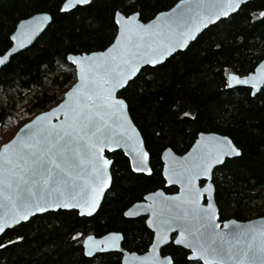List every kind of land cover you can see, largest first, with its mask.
<instances>
[{
	"label": "snow or ice",
	"instance_id": "snow-or-ice-1",
	"mask_svg": "<svg viewBox=\"0 0 264 264\" xmlns=\"http://www.w3.org/2000/svg\"><path fill=\"white\" fill-rule=\"evenodd\" d=\"M92 3L66 0L59 11L68 13ZM245 3L181 0L170 12H160L145 22L143 10H136L133 0L113 12V34L102 50L77 52L73 48L65 54L61 67L73 83L65 84L67 90L50 111L24 123L0 148V234L49 212L98 219L97 210L112 185L109 169L114 161L106 152H123L133 172L151 177L150 152L130 115L137 89L142 83H154L153 76L165 61L196 39L201 28L227 19ZM52 20L44 14L21 22L9 37L13 46L0 58V66H6ZM223 76L224 89L244 86L253 97L264 95V63L247 74L234 70ZM56 97L55 92L45 93L38 104L56 101ZM188 116L180 107L172 112V123L182 124ZM162 156L164 180L169 186L179 185L180 192L175 196L151 192L123 213L128 218H143L151 230L147 255L125 257L122 243L128 240L118 231L100 238L74 236L83 254L94 259L118 254L120 264H177L175 255L168 254L175 246L184 252L183 264H264V224L233 221L221 226L220 210L214 203L216 173L243 158L237 144L227 135L200 132L186 154L178 156L166 147ZM7 246L0 243V248Z\"/></svg>",
	"mask_w": 264,
	"mask_h": 264
},
{
	"label": "trees",
	"instance_id": "trees-1",
	"mask_svg": "<svg viewBox=\"0 0 264 264\" xmlns=\"http://www.w3.org/2000/svg\"><path fill=\"white\" fill-rule=\"evenodd\" d=\"M65 1L0 0V56L11 48L9 37L21 21L39 13L53 17L39 40L0 71V115L4 116L0 131L12 119H33L54 107L67 90L65 84L73 83L61 67L62 57L73 48L77 52L102 50L113 34V12L133 3L93 0L91 5L61 13ZM180 1L135 0V5L136 10H143L147 22ZM262 11L264 0L246 4L236 15L204 32L186 52L165 62L153 76L154 83H142L137 89L130 114L150 152L151 177L133 173L122 152L107 154L114 161L113 185L98 219L64 211L37 216L0 238V243L8 245L0 248V264H120L122 257L118 254L86 258L80 240L73 239L78 235L81 239L84 235L100 238L114 231L128 240L124 249L145 253L151 231L143 218L129 220L123 213L147 193L178 191L166 188L162 153L171 147L178 155L186 154L200 132L227 135L243 153L242 159L236 158L216 173L221 221L247 222L264 217V95L253 97L245 88H223L224 72L247 74L264 60ZM54 92L56 101L38 104V98ZM180 107L189 116L182 124L172 123V112ZM168 254L175 255L177 264H183V251L174 246Z\"/></svg>",
	"mask_w": 264,
	"mask_h": 264
},
{
	"label": "water",
	"instance_id": "water-1",
	"mask_svg": "<svg viewBox=\"0 0 264 264\" xmlns=\"http://www.w3.org/2000/svg\"><path fill=\"white\" fill-rule=\"evenodd\" d=\"M254 1H256V0H246V3L244 4V5H242L241 6V9H242V7L243 6H245L246 4H249V3H251V2H254ZM66 2V1H65ZM179 3H181V1L180 2H178L177 4H179ZM176 4V5H177ZM176 5L174 6V7H172L170 10H168V11H166V12H170L173 8H175L176 7ZM85 6H87V5H85ZM80 7H82V6H80ZM76 8H74V9H72L71 11H73V10H75ZM240 9V10H241ZM240 10H238V12L240 11ZM70 11V12H71ZM238 12H236V13H233L230 17H232V16H234V15H236ZM61 13H63V12H61ZM69 13V12H68ZM44 14H48V15H50V16H52L51 14H49V13H39V14H36V15H44ZM36 15H34V16H36ZM33 17V16H32ZM32 17H30V18H28V19H26V20H29V19H31ZM230 17H228L227 19H229ZM262 19H264V17H261ZM227 19H222L221 21H224V20H227ZM23 21H25V20H23ZM23 21H21V22H23ZM221 21H217V22H215V23H213V24H209L206 28H201L200 29V31L199 32H197L196 33V39H194V40H191V41H189L188 42V44H187V46L185 47V48H183L182 50H177L176 52H174V54H173V56H175L176 54H179V53H181V52H186L187 50H188V48L196 41V40H198L199 39V37L204 33V32H206L207 30H209L211 27H213V26H215V25H217L218 23H220ZM20 22V23H21ZM52 22H53V20L51 21V22H49L48 24H46L45 26H44V29H43V31H41V32H39V34L37 35V36H35L34 37V39L32 40V42L31 43H29V44H27V46L25 47V48H23V49H20L19 50V52L18 53H16V54H14V56L13 57H15V56H17V55H19L20 53H22V52H25V51H27V50H29L38 40H39V38L46 32V30L51 26V24H52ZM19 23V24H20ZM19 24L17 25V27H16V30H15V32L13 33V34H15L16 32H17V30H18V27H19ZM12 34V35H13ZM13 46V45H12ZM12 46H11V48H12ZM11 48L4 54V55H2V56H0V58H2L3 56H5V55H8L10 52H11ZM172 56V57H173ZM12 57V58H13ZM172 57H169L168 58V60L169 59H171ZM12 58H11V60H12ZM11 60H10V62H11ZM167 60V61H168ZM167 61H165V62H167ZM10 62L9 63H7L6 64V66H8L9 64H10ZM261 63H264V60L261 62ZM6 66H0V71L1 70H3ZM237 88H245L244 86H238ZM237 88H235V89H237ZM245 89H247V88H245ZM259 95V93L257 94V96ZM256 97V96H255ZM51 110V109H50ZM50 110H48V111H50ZM41 114H43V113H41ZM41 114H39V115H41ZM131 115V114H130ZM35 119V117L32 119V120H34ZM31 120V121H32ZM30 121V122H31ZM53 122H55V121H53ZM133 123L135 124V122H134V120H133ZM136 125V124H135ZM136 127H137V125H136ZM137 129H138V131L141 133V131L139 130V128L137 127ZM206 135L207 134H216V133H205ZM141 136L143 137V135H142V133H141ZM144 139V138H143ZM3 147V146H2ZM191 150V149H190ZM189 150V151H190ZM118 152H120V151H118ZM117 152V153H118ZM174 152V151H173ZM123 153V152H122ZM175 153V152H174ZM107 154H111V153H105V155L107 156ZM176 154V153H175ZM111 155H113V154H111ZM125 155V154H124ZM176 155H178V154H176ZM179 156V155H178ZM125 157L129 160V157H127L126 155H125ZM107 158H109L108 156H107ZM110 159V158H109ZM161 159H162V163L164 164V159H163V156L161 157ZM112 160V159H111ZM150 166L152 167V165H151V156H150ZM109 171H110V173H111V175H112V168H110L109 169ZM133 173H135V174H138V175H143V174H140V173H136V172H133ZM164 178V177H163ZM199 183V182H198ZM112 185H113V175H112ZM112 185L108 188V189H106V191H105V195H104V199H102V201H101V207H102V205H103V203H104V201H105V199H106V197H107V195L109 194V192L111 191V188H112ZM172 187H175V188H177V192L176 193H174V194H168V193H166V191L165 190H163V189H160V190H157V191H163L164 193H165V195L166 196H175V195H177L179 192H180V188H179V185H171V186H169L167 183H166V188H172ZM148 195V194H147ZM143 202V201H142ZM202 203H204V200L202 199V201H201ZM137 203H141V202H137ZM137 203H135V204H137ZM214 203H216V205L218 206V204H217V201H216V197H215V200H214ZM133 206V205H132ZM131 206V207H132ZM101 207H100V209H101ZM130 207V208H131ZM129 208V209H130ZM219 208V207H218ZM100 209H98L97 210V214H98V212L100 211ZM128 209V210H129ZM127 210V211H128ZM0 211H2V210H0ZM49 213H53V212H49ZM46 214H48V213H44V214H37L36 216H33V217H31L30 218V220H32L33 218H35V217H37V216H43V215H46ZM96 214V215H97ZM81 218H84V217H81ZM88 218H92V217H88ZM126 219H129V220H135V219H139V218H141V217H135V218H128V217H125ZM29 220V221H30ZM29 221H27V222H22L20 225H22V224H25V223H28ZM233 221H235L237 224H239V225H248V224H250V223H255V224H257V225H261V224H264V217H262V218H258V219H253V220H250V221H247V222H239V221H237V220H234V219H231V220H228V221H225V222H222V225L221 226H223V223H229V224H231ZM20 225H17V226H15V228H17V227H19ZM14 228V229H15ZM8 230H13V229H7L6 230V232L8 231ZM150 230V229H149ZM151 231V230H150ZM227 231V230H226ZM5 232V233H6ZM4 234H0V238L3 236ZM122 247H123V243H122ZM124 249V248H123ZM130 254H131V252H129V251H127V250H125L124 249V256L125 257H127L129 260L131 259V256H130ZM98 255H101V254H98ZM135 255H137V256H145V255H147V253H145V254H143V255H139V254H137V253H135ZM86 258H88V259H93V258H90V257H87L86 256Z\"/></svg>",
	"mask_w": 264,
	"mask_h": 264
},
{
	"label": "rangeland",
	"instance_id": "rangeland-1",
	"mask_svg": "<svg viewBox=\"0 0 264 264\" xmlns=\"http://www.w3.org/2000/svg\"><path fill=\"white\" fill-rule=\"evenodd\" d=\"M32 119H17L11 120L9 124L0 131V148L4 145V143L8 142L11 138H13V133H15L19 127H21L24 123L30 122Z\"/></svg>",
	"mask_w": 264,
	"mask_h": 264
},
{
	"label": "flooded vegetation",
	"instance_id": "flooded-vegetation-1",
	"mask_svg": "<svg viewBox=\"0 0 264 264\" xmlns=\"http://www.w3.org/2000/svg\"><path fill=\"white\" fill-rule=\"evenodd\" d=\"M147 194H149V193H147ZM147 194H146V195H147ZM173 194H174V193H173ZM146 195H145V196H146ZM139 202H142V200L139 201ZM136 203H137V202H136ZM134 204H135V203H134ZM134 204H133V205H134ZM127 210H128V209H127ZM127 210H126V211H127ZM124 217H125V216H124ZM226 221H228V220H226ZM222 222H225V221H222ZM121 234H122V233H121ZM123 248H124V247H123ZM125 250H126V249H125ZM127 251H128V250H127ZM129 252H130V251H129ZM131 253H137V252H131ZM145 253H147V251H146ZM145 253H137V254H139V255H143V254H145Z\"/></svg>",
	"mask_w": 264,
	"mask_h": 264
}]
</instances>
